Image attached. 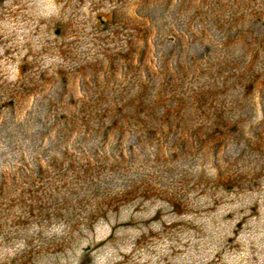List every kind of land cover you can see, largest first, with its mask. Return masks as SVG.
<instances>
[{"label":"rangeland","instance_id":"obj_1","mask_svg":"<svg viewBox=\"0 0 264 264\" xmlns=\"http://www.w3.org/2000/svg\"><path fill=\"white\" fill-rule=\"evenodd\" d=\"M133 1L0 0V264H264L258 117L237 155L202 133L137 145L118 121L139 49L148 72L172 67L156 39L195 36L202 11L185 0L175 19L145 23ZM246 1L226 14L260 16L263 0ZM154 100L168 109L163 92Z\"/></svg>","mask_w":264,"mask_h":264},{"label":"trees","instance_id":"obj_2","mask_svg":"<svg viewBox=\"0 0 264 264\" xmlns=\"http://www.w3.org/2000/svg\"><path fill=\"white\" fill-rule=\"evenodd\" d=\"M185 2L134 0L130 7L142 11L140 18L145 23H152L154 19H175L187 5ZM241 2L235 1L239 7ZM215 3L219 9L217 15L211 14ZM197 4L202 11L196 13L198 33L195 36L189 34L190 30H185V38L178 36L184 33L183 29L177 35H170L166 45L164 36L154 43L160 42L165 50L158 60L163 64L170 62L172 67L167 69L159 65L156 72H148L140 64L143 47L148 49L149 44L145 42L139 49L137 66L132 70L139 83L127 91L125 97L130 100H122L118 121L134 123L135 131L130 140L137 145L156 135L168 143L176 141L165 135H175L178 131L181 137L197 138L202 133L198 138H205L208 149L228 146L236 155L241 149L248 153V146L239 140L246 127L244 122L258 117L254 130H259L264 123V0L260 16L248 17L246 21L226 14L227 0H199ZM103 21L109 25V16ZM173 90L178 97L171 101L176 95L167 92ZM162 92L168 100L165 111L163 106H154L157 103L154 97ZM54 96L60 97L56 93ZM156 108L161 112L159 116H156L157 110H153ZM87 115L98 120L92 109ZM177 115H184V120L180 121ZM140 134L146 139H141ZM186 145L185 141L181 142V146Z\"/></svg>","mask_w":264,"mask_h":264}]
</instances>
